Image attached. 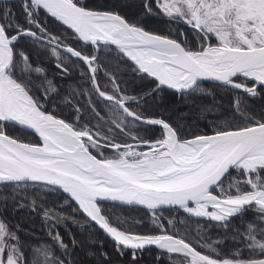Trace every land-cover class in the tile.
I'll use <instances>...</instances> for the list:
<instances>
[{
	"label": "snow or ice",
	"instance_id": "6c2138e0",
	"mask_svg": "<svg viewBox=\"0 0 264 264\" xmlns=\"http://www.w3.org/2000/svg\"><path fill=\"white\" fill-rule=\"evenodd\" d=\"M14 2L19 15L0 0V201L22 208L31 189L62 203L42 209L47 239L34 243L0 215V264H78L75 237L65 242L60 228L80 219L65 208L127 264L151 251L157 264H264V109L248 108L264 99V0H143L146 15L178 26L175 37L89 0ZM25 44L54 61L60 80L82 83L65 89ZM205 82L233 93L230 113L208 109L213 118L190 136L151 114L164 94H203ZM105 203L144 215L122 218ZM192 218L222 235H193ZM92 246L96 264H114L104 240Z\"/></svg>",
	"mask_w": 264,
	"mask_h": 264
},
{
	"label": "trees",
	"instance_id": "16d2710c",
	"mask_svg": "<svg viewBox=\"0 0 264 264\" xmlns=\"http://www.w3.org/2000/svg\"><path fill=\"white\" fill-rule=\"evenodd\" d=\"M91 5L102 6L105 9H110L119 12L121 15L127 17L133 22H138L145 29L156 32L162 35L176 36L178 26L169 23L166 18L146 15L142 10L143 0H89ZM10 7L19 15L20 9L16 3H10ZM23 43V42H22ZM32 55L34 63H43L48 69V73L52 77H56L57 83L62 85L65 89L71 84L75 87L76 84L82 83L81 81H69L65 82L59 79L56 69L52 66L53 60H50L44 52H37L30 44L24 45ZM112 66V70L117 72L126 73L122 79L127 80L130 88L139 89L142 87L140 82L132 81L127 75V70L123 65L117 67V61L111 59V57H104ZM75 76V74H73ZM146 83V82H145ZM203 87L205 93H197L190 97L181 99L179 96L172 95L171 93L164 94L162 102H157L152 105L151 114L163 115L165 119L178 125L183 129L186 135L190 136L193 131L203 129L207 120L212 119V115L209 114L208 109L213 113L225 112L230 113L233 103V93L214 87L209 82H205ZM210 93V94H208ZM248 108L250 111L259 113L264 109V99H256L249 101ZM202 109L205 111L202 113ZM64 114H68V110L64 109ZM203 115L204 119L198 120L197 117ZM87 116V114H86ZM94 122V121H93ZM13 135H19L26 140L36 142L37 138L22 130H13ZM4 194L10 196L8 189L4 190ZM35 198L37 207L36 210H32L30 201ZM62 203V194L59 192H47V193H33L31 189L28 191V198L24 201V207L17 208V202L9 199L7 201V208L5 209L4 203L0 201V215L7 218L8 222L12 225H19L21 239L26 243H34L36 238L41 241L47 239L46 229L44 228V222L42 220V209L55 208ZM108 211L120 215L122 218H139L144 215L143 211L138 208L132 207H113L109 203L103 204ZM63 212L67 215H75L80 219V224L68 223L67 229L61 226L60 232L64 237L65 242H69L70 237L74 236L78 244L75 249V259L78 264H96V261L86 255V253L94 250L92 242L95 241L98 245L100 240L105 241V248L111 254V258L114 264H127V258L121 261L118 257L112 253L111 242L106 239L103 233L93 226L86 224V222L80 217L79 213H73L71 208L63 209ZM164 216L167 218H175L182 220L184 218L183 213L165 212ZM233 226L239 225V219L232 221ZM184 227V225H181ZM187 230L193 235L200 232H206L211 239H217L223 233V229L217 228L214 224H209L206 221H197L195 218L187 220ZM156 251L145 252L140 264H157L155 259Z\"/></svg>",
	"mask_w": 264,
	"mask_h": 264
},
{
	"label": "water",
	"instance_id": "95a60500",
	"mask_svg": "<svg viewBox=\"0 0 264 264\" xmlns=\"http://www.w3.org/2000/svg\"><path fill=\"white\" fill-rule=\"evenodd\" d=\"M10 3H15L14 0H10ZM130 20V19H129ZM210 83V82H209ZM211 84V83H210ZM132 208H135V207H132Z\"/></svg>",
	"mask_w": 264,
	"mask_h": 264
}]
</instances>
